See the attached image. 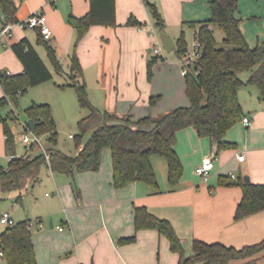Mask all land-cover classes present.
Wrapping results in <instances>:
<instances>
[{"label": "crops", "instance_id": "0c3cea01", "mask_svg": "<svg viewBox=\"0 0 264 264\" xmlns=\"http://www.w3.org/2000/svg\"><path fill=\"white\" fill-rule=\"evenodd\" d=\"M13 1L17 6V20L25 19L36 10L46 15L53 33L47 43L54 48L59 62L63 58L69 69L70 58L73 53L76 55L82 69L77 80L84 81L88 99L96 109L118 116L131 115L136 119L145 115L156 117L189 104L179 64L172 54L174 49L171 52L163 49L167 54L160 55L161 59L156 57L149 74L148 63L155 58L150 49L154 39L149 30L157 31L161 46V32L167 33L175 43L181 30L187 27L182 25L183 22L210 17L209 0H115L116 25H92L77 42L76 31L67 19L70 14L76 17L87 14L89 0ZM146 2L155 5L164 21L162 30L155 26ZM236 16L250 47L264 40V0H237ZM129 17L139 25L127 23ZM190 31L193 38V30ZM37 33L36 29L15 28L10 38L0 37V71H23L21 62L11 50V45L23 38L50 70L37 49L41 44ZM6 44L9 49L5 48ZM245 73V78L240 77L243 81L249 76ZM241 88L247 90L248 95H244ZM0 91L2 96L1 86ZM155 95L160 99L150 105L149 98ZM68 96L72 99L69 93ZM237 98L249 124L244 125L240 120L227 130L223 140L233 143V147L216 151L215 145L211 146L207 137L199 138L194 128L177 131L174 149L183 165V174L175 185L168 182L166 160L158 155L150 157L157 188L141 181L115 188L112 169L101 166L97 171L74 173L77 194L71 187V177L67 175L68 181L52 177L54 196L48 201V210L43 217L56 214L57 219L56 222L49 220L46 227L38 217L41 223L32 234L37 264H176L179 255L170 250L164 235L151 228L135 231L134 206H145L155 216L167 219L181 240L185 256L192 254L191 242L195 238L236 248L261 241L264 238V210L235 220L233 216L242 195L241 189L218 184L221 175L228 181L247 175L250 182L264 183V101L259 99L258 89L251 85L240 86ZM32 102L36 101L31 100L30 104ZM51 110L53 112L52 107ZM10 122L22 127L20 121ZM242 153L244 158L239 161L237 155ZM4 155V133L0 123V156ZM206 155H211L213 166L204 180L196 175L195 167ZM45 196L50 194L45 192ZM58 203L61 208L57 207ZM131 235H134L133 241H120Z\"/></svg>", "mask_w": 264, "mask_h": 264}, {"label": "trees", "instance_id": "16d2710c", "mask_svg": "<svg viewBox=\"0 0 264 264\" xmlns=\"http://www.w3.org/2000/svg\"><path fill=\"white\" fill-rule=\"evenodd\" d=\"M155 26L162 30L164 21L156 7L146 2ZM210 17L201 21L183 22V26L193 30V38L198 40L204 52L196 61L193 69L183 76L185 94L189 104L176 107L156 117L145 115L133 118L131 115L118 116L115 113L100 111L89 101L84 81H78L82 69L76 55L70 58V82L59 87L74 89L79 107L87 114L78 120L80 134L73 135L75 147L80 150L76 155H68L56 148L57 131L52 110L47 103L32 102L21 109L18 98L28 88L41 84L52 75L33 46L23 38L11 45V50L21 62L23 71L8 73L0 71V123L4 133L5 154L11 157L6 167L0 164V189L2 191H21L30 182H36L43 167L52 172L71 177V187L77 194L73 175L78 171H97L100 167L101 151L108 148L112 162V185L121 188L133 181H141L157 188L158 183L152 168L150 157L158 155L167 163V180L171 185L179 182L183 174V165L176 153L177 131L194 128L199 138L207 137L216 151L233 147L234 144L223 140L227 130L242 120L244 113L237 98V89L242 85L255 86L259 99L264 101V40L250 47L240 28V19L236 16L237 0H209ZM17 6L13 0H0V22L15 20ZM129 17L127 23L138 24ZM76 31V42L83 37L90 26H115V0H89V10L82 17L72 14L67 19ZM139 25V24H138ZM208 25H212L209 29ZM223 32L221 45L214 37V28ZM38 42L43 44L51 65L55 71H61L55 50L37 33ZM187 50L184 30L175 40L174 53L179 58ZM156 56L149 63L150 67ZM193 70L197 71L195 74ZM248 72L245 81L240 74ZM159 95L151 96L149 104L155 105ZM10 105L3 116L1 109ZM35 123L34 133L45 138L49 162L37 153L33 156H17L14 151L13 133L9 122L18 121V111ZM89 127H94L89 137L83 141V135ZM35 147H32V149ZM219 185L239 186L242 192L236 205L235 220L264 210V183L243 182L242 177L228 181L224 175L218 178ZM20 194L16 200H19ZM133 225L135 231L155 229L169 241L170 250L178 253L176 264H231L241 260L240 264H264V238L254 244L236 248L219 242L207 243L200 239L191 242L192 254L185 256L180 238L165 218L150 213L145 206H134ZM134 235L122 238V242H131ZM0 251L7 264H37L28 220L6 225L0 232Z\"/></svg>", "mask_w": 264, "mask_h": 264}, {"label": "rangeland", "instance_id": "374dc122", "mask_svg": "<svg viewBox=\"0 0 264 264\" xmlns=\"http://www.w3.org/2000/svg\"><path fill=\"white\" fill-rule=\"evenodd\" d=\"M184 35L187 41V49H192V44L194 39L192 38L190 28H184ZM157 33V31H155ZM214 37L218 42V45H221V40L223 37V32L219 28L214 29ZM9 44H6L5 48L9 49ZM37 49L41 56L43 57L45 63L49 65L51 70V79L38 84L36 86L28 88V90L19 96L18 98V106L19 108H24L30 104L31 100H35L36 103H47L50 107L53 108L52 116L55 122L56 131H57V142L56 148L61 150L62 152L68 155H74L76 152L75 141L73 138L69 137V134L78 135L80 134V129L78 126V120L87 114V110L82 109L79 107L77 102L76 94L73 88H61L60 85H64L70 82L69 79V67L68 63L61 58L60 66L61 71H55L52 66L48 63L45 48L43 44H38ZM150 49L152 46L150 45ZM167 53L162 50L160 55H166ZM179 64L180 73H181V64L179 62L178 57L175 53H172ZM247 73H241L240 77L245 78ZM182 76V75H181ZM241 91H244V95H248V91L244 88H241ZM1 93V91H0ZM68 93L71 95V98L68 96ZM242 93V92H241ZM242 94V95H243ZM71 100V101H70ZM12 107L10 105H6L1 109V113L4 116L6 112H8ZM9 125L12 127L13 130V144H14V151L17 156L23 155L28 153L29 156H33L39 153V150L36 148H27L25 147L20 141V133L23 131L22 127L14 124L13 122H9ZM94 127H89L86 133L83 135L82 140L85 141ZM45 139L44 137H42ZM46 144V143H45ZM0 164L4 167L8 164V156H0ZM101 167L112 169V162H111V154L108 148H103L101 151ZM49 177L47 178V175ZM52 177H58L57 180L60 178L67 179L66 174L57 173L51 174L50 171L46 170V168H42L40 171L41 180H38L36 183L32 185V182L28 183L26 187L21 191V199L16 201V197L19 195V191H2L0 189V214L3 211H7L12 220L14 222L18 220L26 219L30 223V230L31 234H33L37 228L41 220L44 222V226L49 225L47 222L49 220L55 221L57 219V215L53 214L50 217H43L45 212L48 210V201L52 199L54 196L52 194L55 184L53 183ZM68 181V179H67ZM67 181L65 186L67 185ZM65 183V182H64ZM63 183V184H64ZM45 192L50 194L49 197L45 196ZM57 198V197H56ZM55 200V199H54ZM57 201V200H55ZM57 207L61 204H56ZM54 209L51 207V210ZM38 217H41L38 218ZM48 219V220H47ZM59 222V220L57 221ZM6 225L0 223V230H2ZM59 226L61 224L59 223ZM47 227V226H46ZM260 256H264V251L259 254ZM261 263L264 262V258L260 261ZM241 260H234L231 264H240ZM0 264H7L3 262V259L0 258Z\"/></svg>", "mask_w": 264, "mask_h": 264}, {"label": "built area", "instance_id": "2783aa9c", "mask_svg": "<svg viewBox=\"0 0 264 264\" xmlns=\"http://www.w3.org/2000/svg\"><path fill=\"white\" fill-rule=\"evenodd\" d=\"M15 28L36 29L45 41L50 40L53 35L52 30L47 23L46 15L40 10L31 12L30 15H28L25 19H20V20L15 19V20L6 21L5 23L0 22V37L10 38ZM208 28L211 29L212 25H208ZM149 35L154 39L152 42V52L156 57H158V59H161L160 52L163 50V48L160 45V42L156 37V32L153 28L149 30ZM202 53H203L202 44L198 40L194 39V42L192 44V49L191 50L187 49L185 53L178 58L181 64L182 76H184L189 71H191V69H193L194 64L202 55ZM196 72H197L196 70L195 71L193 70L194 74ZM18 121H20L23 128V131L20 133L21 143L27 148L35 147L36 149H38L39 153H41L44 156V159L48 164L50 152L47 150L45 139L42 138L43 136L34 133V131L30 130L25 125V123H23L20 119ZM242 123L244 125L249 124L248 118L243 117ZM69 137L73 138V135L69 134ZM10 158L11 157L9 156V159ZM243 158H244L243 153L237 155V159L239 161H242ZM212 166L213 164L211 161V155H206L202 158L201 162L195 167V173L202 179L206 180L211 172ZM230 177L235 178L233 174H230ZM0 223L5 225H12L14 222L11 219L10 214L7 211H3L0 215ZM58 229L61 230L62 227L58 226ZM1 256H2V252L0 251V257Z\"/></svg>", "mask_w": 264, "mask_h": 264}, {"label": "water", "instance_id": "95a60500", "mask_svg": "<svg viewBox=\"0 0 264 264\" xmlns=\"http://www.w3.org/2000/svg\"><path fill=\"white\" fill-rule=\"evenodd\" d=\"M160 40H161V43H162V46H163V49L166 51V52H171L174 47H175V43L173 41L172 38H170L167 33L165 32H161L160 33ZM203 52H204V49H203ZM18 117L19 119L25 123V125L30 129V130H34L35 128V123L32 119L28 118L24 112L22 110H19L18 111ZM242 180L243 182H249V177L247 175H243L242 177Z\"/></svg>", "mask_w": 264, "mask_h": 264}]
</instances>
